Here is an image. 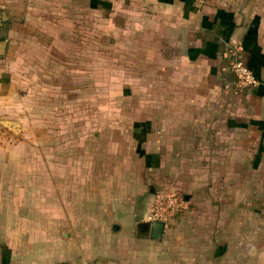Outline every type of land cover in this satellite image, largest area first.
I'll return each instance as SVG.
<instances>
[{"label":"crops","instance_id":"crops-1","mask_svg":"<svg viewBox=\"0 0 264 264\" xmlns=\"http://www.w3.org/2000/svg\"><path fill=\"white\" fill-rule=\"evenodd\" d=\"M0 4V125L24 135L0 144V264H264V0ZM74 65L120 107L60 111ZM32 75L35 125L3 121ZM168 194L185 210L155 240L142 224Z\"/></svg>","mask_w":264,"mask_h":264},{"label":"rangeland","instance_id":"rangeland-1","mask_svg":"<svg viewBox=\"0 0 264 264\" xmlns=\"http://www.w3.org/2000/svg\"><path fill=\"white\" fill-rule=\"evenodd\" d=\"M74 69L72 71H69L68 73V83L67 82H62L65 83L62 84V88L58 89L61 91L63 89L64 91L70 92L72 90L74 93H68L67 97L58 93L59 98L57 100V104L60 107V111H65V110H90V111H97V110H114L115 108L120 107V102L118 101H107V102H100L99 101V94L101 93H106L107 95H113L117 92H121V90L117 87L114 86V83L111 82L110 86H107L106 91L104 92V88L99 84L103 82L100 80V74L99 70L96 69H91L89 72L85 71V75L81 76V71L80 69H76V65L73 66ZM30 72H33L31 70ZM112 74L108 76V81H114V72L111 71ZM126 74L129 75L128 72ZM81 77V78H78ZM83 77V78H82ZM35 79V76L32 75L30 77V84L28 83L26 86L24 84H20L16 86L14 89L17 90L18 92L21 91L23 93L21 100L16 102L18 105V110H16L14 107L13 109V117L11 115H6V117L3 119V121H9L12 123V125H22L24 127L29 126H34L36 123V116H35V110H36V105H38V99L36 92H38L36 89L38 87H35V83L33 82ZM61 81H63L60 78ZM82 80L84 81H89L91 83L90 87H85V90L82 91ZM93 83V84H92ZM109 84V83H108ZM126 85V86H124ZM116 89H118L116 91ZM122 92L124 94H128L131 92V86L130 84H123L122 87ZM83 93V94H82ZM40 102V101H39ZM130 102H124L122 109H129ZM41 106V103L39 104V107ZM11 110V106L8 108ZM79 111V112H82ZM27 116V119H23V116ZM112 120V118H110ZM108 120V119H107ZM86 122L89 123L90 125V132L92 133L95 131V127L98 125L99 119L94 116V114H91V116L85 120ZM76 124H81V120L78 122H75ZM45 124H50V122L47 121ZM108 125V124H107ZM14 127V126H11ZM109 134V131L106 133ZM70 136V135H69ZM77 138V135H75ZM24 138V135L22 134H15L13 135L11 132L4 129L2 125H0V144H8L9 146L11 145H18L19 141H22ZM10 150V149H9ZM11 153L14 155H19L21 153L20 150H11ZM253 174H252V181H251V186H252V195L258 197L259 194V189L257 190L258 183L253 180ZM254 189V190H253ZM255 198V199H256Z\"/></svg>","mask_w":264,"mask_h":264},{"label":"built area","instance_id":"built-area-1","mask_svg":"<svg viewBox=\"0 0 264 264\" xmlns=\"http://www.w3.org/2000/svg\"><path fill=\"white\" fill-rule=\"evenodd\" d=\"M0 4V12L2 10ZM2 31V22L0 19V32ZM231 69L237 77L235 90L239 93H245L258 84V80L249 66L244 62L241 55L237 52L232 53ZM185 210L184 201L176 194L158 196L152 206L148 217L149 223L163 222L165 227L175 217H178Z\"/></svg>","mask_w":264,"mask_h":264},{"label":"water","instance_id":"water-1","mask_svg":"<svg viewBox=\"0 0 264 264\" xmlns=\"http://www.w3.org/2000/svg\"><path fill=\"white\" fill-rule=\"evenodd\" d=\"M143 227L149 228L151 231V238L155 240H160L162 239L163 233H164V228L165 225L163 222H152V223H143Z\"/></svg>","mask_w":264,"mask_h":264}]
</instances>
